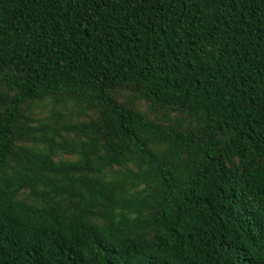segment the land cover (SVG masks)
<instances>
[{"label": "trees", "instance_id": "trees-1", "mask_svg": "<svg viewBox=\"0 0 264 264\" xmlns=\"http://www.w3.org/2000/svg\"><path fill=\"white\" fill-rule=\"evenodd\" d=\"M0 264H264V0H0Z\"/></svg>", "mask_w": 264, "mask_h": 264}]
</instances>
